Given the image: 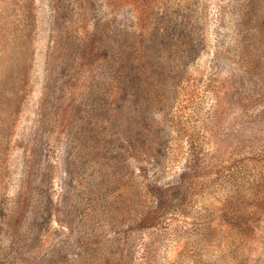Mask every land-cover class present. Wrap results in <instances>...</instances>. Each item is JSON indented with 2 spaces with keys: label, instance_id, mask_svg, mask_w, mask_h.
<instances>
[{
  "label": "rangeland",
  "instance_id": "1",
  "mask_svg": "<svg viewBox=\"0 0 264 264\" xmlns=\"http://www.w3.org/2000/svg\"><path fill=\"white\" fill-rule=\"evenodd\" d=\"M0 264H264V0H0Z\"/></svg>",
  "mask_w": 264,
  "mask_h": 264
},
{
  "label": "trees",
  "instance_id": "2",
  "mask_svg": "<svg viewBox=\"0 0 264 264\" xmlns=\"http://www.w3.org/2000/svg\"><path fill=\"white\" fill-rule=\"evenodd\" d=\"M238 6V14L241 16V10L242 9H245L246 6L244 3H237L236 4ZM238 23V20L236 21ZM239 24H240V21H239ZM243 24V22H242ZM239 31L240 32L242 29H240V27H238ZM152 35V34H151ZM153 36V35H152ZM152 40V38H151ZM184 58H187V56L184 54ZM168 74L167 77L168 79L172 80V84H174L173 81H175L178 77V71L175 70V69H169L168 71ZM132 75V74H131ZM174 79V80H173ZM125 83L126 82L128 83V86H126L127 88L130 87V88H134L135 86V77L131 76L130 78H125ZM123 83V81H119L118 80V83ZM134 86V87H133ZM99 98H93L91 104H92V107L90 108L91 110H96L97 108H99ZM144 190V197L145 199H140L137 206L138 207H142V210L143 212H139V217H138V223L141 225V226H144V227H150V226H154L156 224L159 223V220H161L162 218V209L164 208V205H162V198H164V194H162V191L163 189H160L159 187H154L153 184H151L150 186H144L143 187ZM144 209H146V211H144ZM164 214V213H163ZM11 249H13V245L11 247ZM19 254V253H18ZM18 254H15V255H18ZM12 255V254H11ZM55 254L54 253H51V257H54Z\"/></svg>",
  "mask_w": 264,
  "mask_h": 264
}]
</instances>
